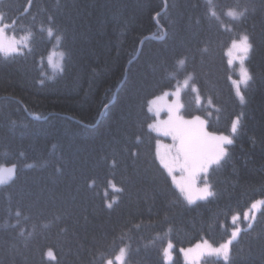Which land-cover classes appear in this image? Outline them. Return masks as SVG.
Masks as SVG:
<instances>
[{"label":"trees","instance_id":"trees-1","mask_svg":"<svg viewBox=\"0 0 264 264\" xmlns=\"http://www.w3.org/2000/svg\"><path fill=\"white\" fill-rule=\"evenodd\" d=\"M0 18L21 42L0 53V264H186L182 249L238 228L228 259L204 263L264 264V0H0ZM185 80L181 115L233 139L193 204L149 127L150 100Z\"/></svg>","mask_w":264,"mask_h":264},{"label":"rangeland","instance_id":"rangeland-1","mask_svg":"<svg viewBox=\"0 0 264 264\" xmlns=\"http://www.w3.org/2000/svg\"><path fill=\"white\" fill-rule=\"evenodd\" d=\"M0 27L4 28V26L1 23H0ZM243 35L245 34L238 35L234 40L238 41L240 37ZM0 39L3 40V43L5 45H7L12 40L18 41V39L12 36L10 33H8L5 28H4L3 35L2 37H0ZM231 46H232V42L229 46L228 54H229V51L232 50L233 55H229V60H232L231 65L234 69V83L236 86V90L239 92L240 87L244 85L248 81V78H249L248 70H247V67L245 66L247 56L241 63L240 59H238L237 57L241 56L242 54L235 52L234 49H231ZM17 48H18V44H17ZM60 56L61 55L59 52L53 51L49 57L50 63L53 64L54 66H58L60 64ZM245 72L247 73V76L244 75ZM188 82H189L188 80H185L182 84L177 85L172 90L164 91L160 95L150 100V103H149L150 110L155 115V119L152 122V125H154V127L152 128L158 135H160V138L157 140V143H156L158 159L160 155L165 152H169L171 155L174 156L176 153V148L179 145V141L173 139L172 135H165L164 130L169 125V122L170 121L173 123L177 122L178 118H182L184 121H191L193 117H196V116L184 117L181 115V90H182V86L186 85ZM199 117L205 121L203 117L201 116ZM204 127L207 132L213 135H217V136L224 135V134H218V133H213L209 131L206 126V121H205ZM226 136L230 137V135H226ZM166 171L171 177L174 185L179 189V191H180V188L178 185L181 183L187 184V182L190 179L189 174L187 172H182L180 170L179 165H173L171 172H169L168 169H166ZM203 173L204 172H198L195 175L194 182L192 184L193 202L191 204L204 200V199L199 198V190L203 189L205 186V183H207V182H204L203 180H202L203 182H201V175ZM0 176L7 177V171L4 169H0ZM182 195L184 196L186 201L189 203L185 194L182 193ZM238 235L237 236L231 235L228 239H226L224 242L220 244H213L209 241H202L190 247L184 248L181 251L183 260L186 264H206L204 263V260L208 257H216V258H221V259L226 260L229 257L231 243L238 237ZM229 240H231V243L229 245V250L227 252V255H225L224 251H220V252L214 251L215 249H220L221 246L225 245ZM170 244H171V247H169ZM164 255L167 261L172 260L173 243L171 241L168 242V244L166 245L165 250H164ZM109 261H111L112 264H125V254L120 253L118 256H116L114 260H109Z\"/></svg>","mask_w":264,"mask_h":264},{"label":"snow or ice","instance_id":"snow-or-ice-1","mask_svg":"<svg viewBox=\"0 0 264 264\" xmlns=\"http://www.w3.org/2000/svg\"><path fill=\"white\" fill-rule=\"evenodd\" d=\"M243 15L244 12L239 13V16L242 17ZM3 32L4 28L0 27V37H2ZM48 33L49 35L53 34L51 28L48 29ZM19 43L21 42L12 40L5 45L3 40L0 39V52L5 55L20 52V49L17 48V44ZM23 46L25 48L28 47L26 41L23 42ZM251 47L252 45L249 42V37L247 35H243L238 41H232L231 49H234L235 52L242 54L237 57L242 63ZM229 55H233L232 50L229 51ZM180 63L183 64L184 61L181 60ZM231 63L232 60H229V64ZM244 75L247 76V73L245 72ZM204 125L205 121L199 116L193 117L191 121H184L182 118H178L177 122L173 123L170 121L169 125L164 130L165 135H172L173 139L179 141V145L176 148L174 156L169 152L161 154L159 157L160 163L164 168L168 169L169 172L172 171L173 165H179L182 172H187L189 174L190 179L187 184L181 183L178 185L180 191L185 194L189 203L193 202L192 184L194 182L195 175L198 172L207 173L211 165L219 164L227 155V148L225 145L233 144V139L229 136L213 135L206 131ZM149 127H154V125H149ZM236 128L237 125L234 123L232 127L233 133L236 132ZM14 168L15 166L13 165L12 168L8 170L9 173H13ZM5 179L7 178L0 176V184H3ZM210 189L211 185L205 183L204 188L199 190V198L207 199L208 197H212L214 192ZM116 190L119 191V189ZM111 206V203H109L108 207ZM253 207H255V205H253ZM17 215H19V213H17ZM239 231V229H234L232 236H237ZM230 243L231 240H229L225 245H222L220 249H215L214 251H224L225 255H227ZM169 247H171V244ZM107 264H112V262L108 261Z\"/></svg>","mask_w":264,"mask_h":264}]
</instances>
